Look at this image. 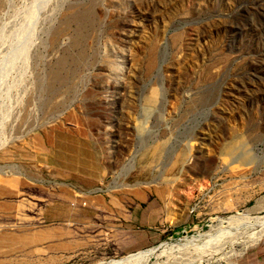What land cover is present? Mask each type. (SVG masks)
I'll return each instance as SVG.
<instances>
[{
    "label": "rangeland",
    "instance_id": "obj_1",
    "mask_svg": "<svg viewBox=\"0 0 264 264\" xmlns=\"http://www.w3.org/2000/svg\"><path fill=\"white\" fill-rule=\"evenodd\" d=\"M0 264H264V0H0Z\"/></svg>",
    "mask_w": 264,
    "mask_h": 264
},
{
    "label": "bare ground",
    "instance_id": "obj_2",
    "mask_svg": "<svg viewBox=\"0 0 264 264\" xmlns=\"http://www.w3.org/2000/svg\"><path fill=\"white\" fill-rule=\"evenodd\" d=\"M148 253V251H146V252H140V253H137V254H135V255H131L130 256V258L129 259H139V258H141V257H144V256H146V254ZM151 253V252H150ZM149 255V254H148ZM150 256V255H149ZM145 258V257H144ZM135 261V260H134Z\"/></svg>",
    "mask_w": 264,
    "mask_h": 264
}]
</instances>
